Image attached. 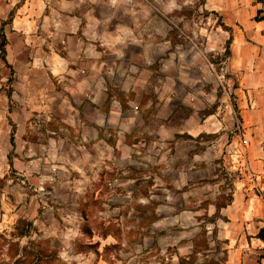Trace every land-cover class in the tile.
Instances as JSON below:
<instances>
[{
  "label": "rangeland",
  "instance_id": "rangeland-1",
  "mask_svg": "<svg viewBox=\"0 0 264 264\" xmlns=\"http://www.w3.org/2000/svg\"><path fill=\"white\" fill-rule=\"evenodd\" d=\"M93 13L107 36L101 57L117 69L108 72V91L123 106L131 94L120 87L130 75H140L148 95L173 79L201 78L205 90L215 88L212 104L234 124L219 142L220 164L203 168L215 173L207 182L182 189V166L169 163L170 150L148 131L138 135L132 169L109 127L107 157L92 181L85 177L82 138L72 133L74 74L56 69L95 56L60 52L53 75L35 42L60 24L87 26ZM262 15L257 0H0V264H254L264 252L257 237L264 199L254 196L264 195ZM3 34L10 66L1 57Z\"/></svg>",
  "mask_w": 264,
  "mask_h": 264
},
{
  "label": "crops",
  "instance_id": "crops-1",
  "mask_svg": "<svg viewBox=\"0 0 264 264\" xmlns=\"http://www.w3.org/2000/svg\"><path fill=\"white\" fill-rule=\"evenodd\" d=\"M93 1L96 5L103 0ZM101 23L100 16L93 13L87 26L81 27L79 23L67 28L60 24L57 27L58 30L50 31L53 37L36 35L40 39V45L35 42L38 53L48 54L50 59L48 67L53 75L57 67L54 56L59 55L64 58L60 52L74 55L83 51L88 57L95 56V59L87 58L75 69L68 62L64 64L61 62V66L56 69L58 74L65 71L74 74L69 78L72 81L69 91L74 97L75 104L78 105V107L74 106L78 112L73 117L72 133H78L82 138V163L85 177L92 181L94 179L92 171L95 166L97 163L100 164L102 158L107 157L110 146L106 140V131L109 127L118 130L119 139L114 148L119 149L123 155L131 154L132 169L138 168V155L142 150V142L138 135L148 131V133H154L156 143H160L164 150H170V154L166 156L169 163L179 169H181L179 166H182V189L207 182L208 178L215 173L203 175V168L215 169V165L220 164L219 142L228 134L226 130L234 124L227 113L221 112L220 107L212 104L215 88H212L210 92L205 90L201 85V78H199L200 83L173 79V83L170 80L166 86H156L154 94L148 95V89H143L140 75H130L128 82L130 84L120 87L131 94L129 102L127 101L129 106H123L121 101L110 96L108 91V72L113 76L117 69L115 66L109 68L101 57L105 51L98 45L105 43L107 37L100 27ZM80 29H82L81 34ZM66 31H71V34L67 35ZM70 39H73L75 46H71ZM44 40L45 44L42 45ZM42 65L45 66V63ZM130 65L132 69L135 67L133 63ZM180 75L177 74L176 77ZM215 98L217 99V95ZM138 106L140 108L136 109ZM148 121L149 125L146 126ZM20 129L22 140L29 142L23 136L26 129ZM128 135L132 138L130 143L126 141ZM37 144L41 145L35 142V150ZM119 151L117 150L115 154L117 155ZM259 161L264 164V158ZM130 180H133L132 177ZM250 188L249 185L243 190L244 198L247 197L246 194H249L246 201L248 203L251 196L253 198ZM254 196L264 199V195ZM214 207L217 208L216 205ZM255 211L252 213H256Z\"/></svg>",
  "mask_w": 264,
  "mask_h": 264
},
{
  "label": "trees",
  "instance_id": "trees-1",
  "mask_svg": "<svg viewBox=\"0 0 264 264\" xmlns=\"http://www.w3.org/2000/svg\"><path fill=\"white\" fill-rule=\"evenodd\" d=\"M258 2H263L264 3V0H257ZM259 14L262 13V9H259ZM258 14V15H259ZM12 17H13V13L10 12L9 14V19H8V23L12 21ZM258 20H263L264 19V15L262 16H258L257 17ZM6 20L3 21V25H5L7 22H5ZM221 25L226 29L228 30L229 32H231L233 34V29L231 26L225 24V23H221ZM232 36L230 37V39L228 40V44H227V52L230 53L231 51V48H230V45H231V42L233 39H231ZM6 44H7V38L6 36L3 34V39H2V43H1V57L2 59L10 66L9 62L7 61V58H6ZM12 96V92L11 91H8V97L9 99L11 98ZM13 134L11 135V139L13 138ZM225 205L222 204V205H218L216 204V207H217V210L220 211L222 207H224ZM108 233H105L103 236H107ZM257 237L260 238L263 243H264V226L260 227L259 228V231L257 233ZM264 248V247H263ZM264 258V252L263 254L256 260V262L254 264H262V259ZM217 264H219V262H216Z\"/></svg>",
  "mask_w": 264,
  "mask_h": 264
}]
</instances>
